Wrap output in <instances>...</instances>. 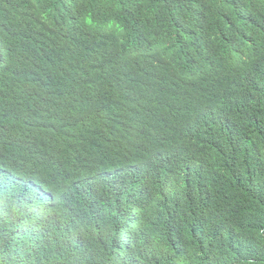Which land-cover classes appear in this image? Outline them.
Listing matches in <instances>:
<instances>
[{
    "label": "trees",
    "instance_id": "obj_1",
    "mask_svg": "<svg viewBox=\"0 0 264 264\" xmlns=\"http://www.w3.org/2000/svg\"><path fill=\"white\" fill-rule=\"evenodd\" d=\"M0 264H264V0H0Z\"/></svg>",
    "mask_w": 264,
    "mask_h": 264
},
{
    "label": "clouds",
    "instance_id": "obj_2",
    "mask_svg": "<svg viewBox=\"0 0 264 264\" xmlns=\"http://www.w3.org/2000/svg\"><path fill=\"white\" fill-rule=\"evenodd\" d=\"M174 36V35H173ZM175 41H177L176 39H175Z\"/></svg>",
    "mask_w": 264,
    "mask_h": 264
},
{
    "label": "rangeland",
    "instance_id": "obj_3",
    "mask_svg": "<svg viewBox=\"0 0 264 264\" xmlns=\"http://www.w3.org/2000/svg\"><path fill=\"white\" fill-rule=\"evenodd\" d=\"M177 40V39H176Z\"/></svg>",
    "mask_w": 264,
    "mask_h": 264
}]
</instances>
